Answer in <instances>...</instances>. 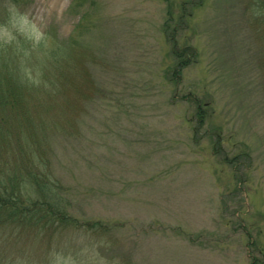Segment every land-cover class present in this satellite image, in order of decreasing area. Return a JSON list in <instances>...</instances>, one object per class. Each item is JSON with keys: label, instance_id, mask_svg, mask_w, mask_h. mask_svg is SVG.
I'll list each match as a JSON object with an SVG mask.
<instances>
[{"label": "rangeland", "instance_id": "374dc122", "mask_svg": "<svg viewBox=\"0 0 264 264\" xmlns=\"http://www.w3.org/2000/svg\"><path fill=\"white\" fill-rule=\"evenodd\" d=\"M261 1L0 0L31 78L0 175L47 172L77 221L1 226L0 264H264Z\"/></svg>", "mask_w": 264, "mask_h": 264}, {"label": "trees", "instance_id": "16d2710c", "mask_svg": "<svg viewBox=\"0 0 264 264\" xmlns=\"http://www.w3.org/2000/svg\"><path fill=\"white\" fill-rule=\"evenodd\" d=\"M261 2L264 5V1ZM7 7L2 5V10H6ZM7 15L8 13H4L2 16L0 13V22ZM185 49L191 52L185 56V53L180 51L177 55L185 56L186 59L181 64L187 65L196 55V51L190 47ZM30 79L24 72V66L19 64L13 66L11 63L9 66L3 65L0 68V105L4 106V109L12 110L23 105V85ZM32 79L36 82L35 78ZM23 116L26 118L25 114ZM54 188L55 183H52L48 173L43 170L35 172L28 170L19 175H0V227L11 225L14 228L34 222L38 228L44 230L54 226L64 228L75 224L77 221L71 223L72 216L61 208L62 201ZM4 250L0 243V258Z\"/></svg>", "mask_w": 264, "mask_h": 264}]
</instances>
